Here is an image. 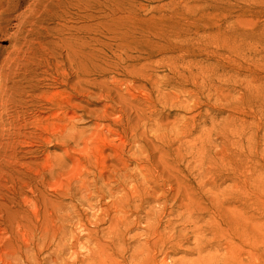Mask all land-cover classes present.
<instances>
[{"label": "rangeland", "instance_id": "rangeland-1", "mask_svg": "<svg viewBox=\"0 0 264 264\" xmlns=\"http://www.w3.org/2000/svg\"><path fill=\"white\" fill-rule=\"evenodd\" d=\"M33 1L23 0L18 12L24 11ZM49 10L52 13L44 16L48 38H44L41 47L38 45V60L42 62L52 50L61 54L63 59L58 61L66 62L68 66L66 55L72 49L70 40L77 38V33L81 32V37L86 40L98 41L106 50V62L111 63L109 68L112 67L107 75L101 74L102 80L110 84L114 77L121 83L119 94L125 93L126 87L130 86L142 99L139 108L144 110L146 117L150 115L151 121L146 126L147 136L142 134L143 125L136 129L137 138L140 144L146 141L151 146L153 167L158 166L160 170L167 167L164 170L166 182L159 183L160 189L153 190L155 185L151 181L139 184L150 196L148 202L141 206L144 199L136 198L131 208L124 210L127 225L116 226L109 222V216L102 214L106 207L111 208V199L107 195L92 201L97 206L95 212L75 202L81 197L82 189L73 170L78 159L73 152L83 145L71 144L69 155L65 147H52L53 143L43 153H36L32 146L24 149L20 163L27 170L41 169L47 159L58 166L54 175L45 177L43 184L33 191L35 195L46 203L54 201L58 212L60 207L70 211L76 206L75 210L84 215L73 214L70 224L65 225V231L72 236L68 239L74 242L79 237L82 243L72 249L79 261L83 256L100 255L114 264H129L138 259L136 254L144 248L147 234L150 244L157 241V235H163L165 239V245L158 242L153 253L156 264H162L163 260L164 264H189L201 260L200 256L206 257L207 252L215 260H221L223 250L210 249L198 255L196 247L199 239L203 243L213 239L210 233L199 237L196 229L204 231L208 227L209 216L205 211L213 195L208 187L200 188L199 183L202 170L210 162L218 166L231 162L254 173L251 180L236 186L226 171L219 170L213 192L220 216L211 225L217 227V238L225 246L230 239L220 226L229 230L234 226L241 233L248 232L250 242L263 243L264 0H62L57 8ZM14 31L12 29L0 38V63L12 51L9 47L14 44L11 39ZM114 44L118 45L114 50L118 59L112 57L109 47ZM90 58L93 59L91 55ZM105 66L107 64H103L108 68ZM43 71L37 68L35 80L44 78ZM213 72L218 75L212 76ZM25 85H22L24 91L27 90ZM34 85L37 89L30 96L47 97L60 92L66 96L68 93L65 88L48 87L50 83L47 82H34ZM143 86L144 92H141ZM89 91L93 93V90ZM103 92L106 95L108 89ZM148 93L150 104L144 101ZM188 94L197 95V101ZM111 97L116 98L114 92ZM98 98V92H94L86 103L77 96H67L69 105L77 110L74 125L82 132L81 139L94 132L96 123L107 125L95 121L109 105ZM24 103L26 123L46 125L50 122L45 106L31 103V98L26 96ZM117 104H121L118 99L114 106ZM8 110L9 106L0 97V130L9 123ZM109 114L111 119L119 116L117 112ZM68 116L73 117V113ZM46 119L49 120L47 123ZM192 129L194 132L190 136L182 137V130ZM23 146H29L28 142ZM162 148H166V161L163 158L160 164L162 154L157 149ZM136 166L134 162L129 168ZM176 171L184 177L183 181L176 180ZM30 190L22 187L21 196L29 197ZM162 193L165 199L158 201ZM122 194L119 188L114 198ZM189 201L197 209L196 218L187 215ZM162 208L163 212L160 211ZM95 220L100 222L95 223ZM138 220L140 225L130 229L125 244L109 234V229L133 227ZM79 222L85 227L77 235L82 230ZM147 224L155 235L145 229ZM54 229L60 238L59 221ZM52 232L53 228L37 232V239L47 238L40 260L46 259L55 249L50 239ZM243 239L249 242L245 234ZM49 262L62 264L60 259L54 258Z\"/></svg>", "mask_w": 264, "mask_h": 264}, {"label": "bare ground", "instance_id": "bare-ground-1", "mask_svg": "<svg viewBox=\"0 0 264 264\" xmlns=\"http://www.w3.org/2000/svg\"><path fill=\"white\" fill-rule=\"evenodd\" d=\"M22 1L0 0V38L8 31L15 29L11 37L14 44L9 47L12 51L0 63V77H2L0 97L2 100L4 98L6 105L9 106L6 115L9 123L6 128L0 130V264H50L51 258L60 259L62 264H114L111 260L100 255L88 256L89 258L83 256L79 261V257L75 256L76 253L72 249H76L82 243L79 237L74 239V242L68 239L72 236L68 231H65V225L70 224L73 214L83 217V213H80L79 210L76 211V206H73L70 211L60 207L59 212H61L59 213L53 205L54 201L46 203L33 192L43 184L45 177L54 175L58 166L51 164L47 159V164L41 169L29 171L23 167L20 161L23 159L26 147L32 146L36 153H43L46 147L53 143L52 147H65L69 155L71 144L73 146L83 145L82 148L73 152L78 156L73 170L76 172L75 178L81 182L82 189L81 197L75 202L79 206L88 207V211L95 212L97 206L93 205L92 201L107 195L111 199V208L106 207V211L102 214L106 217L109 216L111 224L127 225L128 217L124 210L130 209L138 197L144 199L141 201V206L150 198L141 190L139 184L145 185L151 181L155 185L153 190H156L160 189V182H166L164 170L167 167L164 166L162 170L158 166L153 167L150 161L151 146L146 141L140 144L137 138L136 129L140 125L145 128L142 134L147 136L149 132L146 126L151 121V117L150 115L146 117L144 110L139 108V102L142 99L134 94L132 87L127 86L125 93L119 94L120 88L118 87L121 83L116 82L114 77L113 81L109 82L110 84L102 80L101 74L107 75L112 68H109L111 63L106 62V50L99 46L98 41L86 40L81 37V32L77 33V38L70 40L72 49L66 55L68 66L66 62L58 61L63 59V56L52 50L46 54L42 62L39 61L38 45L41 47L44 38H48L47 26L44 27L46 25L44 16L51 14L49 8H57L62 0H34L24 11L18 12L21 9ZM47 20L51 21V19ZM14 22L16 23L12 25ZM112 42L115 43L116 39H112ZM91 43L94 45L92 46ZM109 47L112 57L118 59V56L114 54L118 45L114 44ZM90 55L93 59L90 58ZM242 59L245 60V56H242ZM103 64H107L105 67L109 69L104 68ZM37 68L44 69L41 72L44 78L35 80ZM217 75V72L212 74V76ZM34 82H47L50 83L48 87L65 88L68 93L66 96H63V92L49 94L47 97L30 96L29 94L37 89ZM25 83L27 84V86L25 85L26 91L22 90V85ZM144 83L146 84V82ZM106 88L108 92L105 95L103 91ZM89 90H93V93ZM94 92L99 93V100L109 103L95 119L96 122H106L107 125L101 126L96 123L94 132L87 138L81 139L82 132L77 130L74 125L77 110L69 105L67 96H77L83 103H86L89 98L94 96ZM112 92L116 95L115 99L111 97ZM141 92H144V86ZM188 95L197 101V95ZM25 96L31 98V103L39 104L40 107H42L41 105L45 106L50 117L48 124L26 123L24 120ZM116 99L121 104L114 106ZM144 101L150 104L149 93L146 94ZM110 112H117L119 116L116 119H111ZM69 113H73V117L68 116ZM48 119L45 120L46 123L49 121ZM51 120L56 122H51ZM193 130H182V137L190 136L194 132ZM25 142H28L29 146H23ZM150 142L152 143L151 140ZM134 148L136 149L134 150ZM157 150L162 154L160 156L161 164L163 158L166 161V148ZM143 154L144 158H142ZM134 162L137 166L130 169L129 167ZM139 162L148 165H141ZM219 170L226 171L235 181L236 186L251 180L254 176V173L249 172L245 167L231 162H223L221 166L210 162L205 170H202L199 187L202 189L208 187L213 199L205 211L209 216L207 229L204 231L202 228L196 227V229L199 232V237L203 233H210L213 239L209 242L204 241V243L199 239V243L196 245L198 255L213 249L217 252L223 250L224 256L221 260H215L213 256H209L211 253L207 252L206 257L200 256L201 260L189 264H264V242H250L251 237L247 234L248 232L241 233L234 226L230 227L231 232L229 229H222L221 225V231L230 239V242L224 246L217 238V227L211 226L214 220L220 216L213 192L217 186ZM176 174L178 182L184 180L178 171ZM22 187L31 189L29 197L21 196ZM119 188L123 194L119 198H114L115 192ZM157 199L158 201L165 199V194L162 193ZM186 206L188 217L196 218L198 214L193 203L189 201ZM160 211L163 212L164 209L162 208ZM56 221L60 223V238L57 237L59 232L54 229ZM99 222V220H95V223ZM140 223L141 221L138 220L133 224V227H126L123 230L122 227H117L116 230L109 229V234L114 235L118 241L125 244L130 229L132 230ZM78 224L82 228L80 233H77L80 235L84 231L85 224H81V222ZM224 225L226 226V224ZM49 228H53L50 239L55 249L46 259L40 260L39 256L46 246L47 238L37 239V232ZM145 229L156 234L150 231L151 226L148 224ZM243 233L249 242L243 239ZM149 236L147 234L145 238L144 248L139 251V254H136L138 259L129 264H156L153 253L158 242L161 241V244L165 245V239L163 235L161 237L157 235V241L150 244ZM131 258L133 259V256ZM164 262L165 260L162 261V264Z\"/></svg>", "mask_w": 264, "mask_h": 264}]
</instances>
